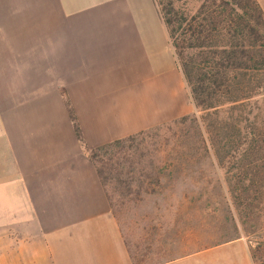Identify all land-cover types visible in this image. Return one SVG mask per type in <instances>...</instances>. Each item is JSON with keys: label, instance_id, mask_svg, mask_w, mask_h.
<instances>
[{"label": "crops", "instance_id": "1", "mask_svg": "<svg viewBox=\"0 0 264 264\" xmlns=\"http://www.w3.org/2000/svg\"><path fill=\"white\" fill-rule=\"evenodd\" d=\"M192 111L154 0H0V264H139L88 152Z\"/></svg>", "mask_w": 264, "mask_h": 264}, {"label": "trees", "instance_id": "2", "mask_svg": "<svg viewBox=\"0 0 264 264\" xmlns=\"http://www.w3.org/2000/svg\"><path fill=\"white\" fill-rule=\"evenodd\" d=\"M154 1L194 112L88 152L111 211L108 185H115L121 197L120 187L127 195L132 189L147 195L154 193L151 186L174 183V175L185 172L189 163L213 158L231 176L230 183L235 181L232 189L241 194L245 210L238 220L252 223L257 207L250 203L264 197V173L259 171L264 125L258 129L256 124L257 104L264 102V14L255 0ZM62 96L82 143L67 96ZM233 112L235 119L225 118ZM226 119L232 124H226ZM222 140L235 143L229 149L234 151L222 149ZM227 158L232 159L230 168L224 165ZM257 181L260 184L254 189ZM184 200L191 203L188 196Z\"/></svg>", "mask_w": 264, "mask_h": 264}, {"label": "rangeland", "instance_id": "3", "mask_svg": "<svg viewBox=\"0 0 264 264\" xmlns=\"http://www.w3.org/2000/svg\"><path fill=\"white\" fill-rule=\"evenodd\" d=\"M262 4L264 12V2ZM261 101L256 113L258 129L264 125V102ZM236 115L233 112L225 118L235 119ZM226 124L231 125V120L226 119ZM234 139L236 136H232ZM233 144L228 143V146L227 141L222 140L220 145L231 152L234 151L229 150ZM260 146L259 159L262 162L259 171L264 173V142ZM215 162L211 158L200 160L198 165L189 163V169L174 175L177 177L174 183L162 182L160 188L151 186L154 193L147 195L143 192L135 194L134 189L127 195L125 188L120 187L121 197L115 185H108L113 214L137 263H162L164 259L197 252L199 254L190 259L189 264H264V197H257L250 203L257 207L253 210L256 214L254 222L246 220L241 224L238 215L245 210L241 194L232 189L235 181L230 183L231 176L219 169ZM231 162L232 159L227 158L225 167L230 168ZM259 184V181L255 182L254 189H258ZM185 196L191 199L190 204L185 202ZM235 240H239L245 250L241 245L224 250L226 241ZM243 251L248 254L249 262L244 260L243 263Z\"/></svg>", "mask_w": 264, "mask_h": 264}]
</instances>
